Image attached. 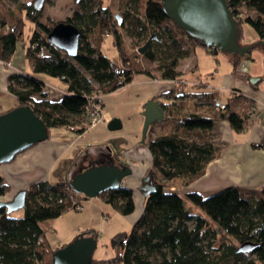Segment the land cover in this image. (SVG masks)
<instances>
[{
    "label": "trees",
    "instance_id": "trees-1",
    "mask_svg": "<svg viewBox=\"0 0 264 264\" xmlns=\"http://www.w3.org/2000/svg\"><path fill=\"white\" fill-rule=\"evenodd\" d=\"M12 1L14 7L10 8L5 0H0V60L9 62L21 41L31 62V72L11 71L7 91L14 96L15 106H30L48 130L78 124L86 118L85 110L91 100L102 102L101 95L131 83L136 73L152 76L149 68L153 65L159 79H177L182 75L178 68L180 60L200 45L166 16L161 0H124L117 10H112L104 0H75L80 2V8L63 19L75 25L80 34L77 53L71 57L47 41L46 34L56 22L49 18L41 21L42 6L36 8L33 0ZM226 2L238 23L239 45L264 41V0ZM241 8L254 15L241 17ZM117 12L122 23L114 16ZM26 19L38 29L30 33L28 44L24 45ZM242 22L253 27L255 41L248 44L243 41ZM152 35L155 37L151 46L138 53V48ZM109 36L118 61L103 51ZM257 47L264 49L251 45L242 55L229 54L234 78L249 82L251 77L240 71L239 66ZM203 49L212 54L218 52L210 47ZM40 75L59 79L65 92L51 98L46 79ZM219 98L218 91L211 88L195 90L176 85L152 98L160 101L164 111L162 121H169L155 136L151 134L157 121L150 124L143 140L151 163L148 181L156 189L144 196L143 208L130 231H118L111 237L114 254L95 259L92 256L89 264H264V187L252 190L228 185L208 196L196 191L179 195L167 190L171 186L190 185L202 177L207 165L218 155L213 139L205 137L203 130H196L200 125L226 120L235 131L247 127L248 107L237 111L229 101L221 102ZM73 174L68 177L66 173V179L59 182L47 179L30 183L21 216H11L0 208V264H53L51 254L65 244L56 247L49 244L40 221L56 218L74 208L73 200L86 198L69 187ZM8 192L9 185L0 177V198ZM184 196L204 215L191 214ZM98 198L123 215L135 209L133 189L123 183L104 190ZM82 234L96 237L90 229ZM248 240L257 246L250 252L239 251V244Z\"/></svg>",
    "mask_w": 264,
    "mask_h": 264
},
{
    "label": "rangeland",
    "instance_id": "rangeland-1",
    "mask_svg": "<svg viewBox=\"0 0 264 264\" xmlns=\"http://www.w3.org/2000/svg\"><path fill=\"white\" fill-rule=\"evenodd\" d=\"M22 1L29 2L30 0ZM44 2L41 8V21L44 22L48 18L54 22L62 21L66 17L71 16L73 11L80 8V2L75 0H44ZM104 2L109 3L112 10H117L122 6L124 0H104ZM5 3L10 8L14 7L12 0H5ZM244 15L253 16L254 13L241 8L240 16L244 17ZM24 25L22 36L25 45L28 44L30 33L38 28L35 23L27 19ZM241 27L243 41L246 44L255 41L257 37L253 27L249 26L246 22H242ZM124 42L126 43L127 51L130 52L132 49L128 47V38L125 35ZM20 43L21 41L18 42L17 49L13 53L12 58L15 63L24 61L25 67L23 68L27 72H30L31 69L27 66L29 58L26 57L25 49ZM263 50L257 47L252 49L251 52L254 54L258 51L262 53ZM103 51L112 60L118 61V54H116L114 44L111 43L110 36L104 42ZM229 54L226 51L220 50L216 54H212L208 51L206 52L202 46L196 45L193 47L192 53L179 62L178 68L182 75L173 82L172 80L167 81L173 87L176 85L184 88L183 86H179L182 84L180 81H183L191 89H208L213 82H217L219 77L230 72L231 63L230 60H227ZM0 62L4 65L9 64V62L5 63L2 60ZM10 70L15 71L13 68H10ZM149 73L152 76L143 72L136 73L133 75L134 78L131 83L120 86V88L110 91V93L101 95L102 117L100 122L94 127H88L89 124L84 119L81 122H85V125H81L79 121L76 125L69 127L56 126L48 130L49 136L44 141H52L54 147L63 146L66 151L57 161L52 163L47 178L59 182L65 179L66 173L69 177L72 172L80 173L93 166H100L102 163L107 162V159L120 165L119 159L128 163L131 167V173L124 176L122 183L133 189L135 202L134 211L123 215L116 209H113L110 204L98 198V196L81 198L83 200L81 209H67L56 218L40 221L41 226L45 229L49 244L55 247L61 246L72 241L74 237L82 234L83 231L90 229L96 234V246L92 252L93 258H105L114 254L109 242L111 237L118 231H130L134 220L137 218V214L143 208L144 196L141 189V180L146 176L151 166L149 152L146 145L141 141L144 123V105L151 99L149 96L152 93L150 86L147 85L144 79L148 77L150 79H159V76L154 69V65L149 68ZM42 77L46 79L45 86H51L49 85V79L45 75ZM252 77L256 76L253 75ZM53 82L58 83V80L54 79ZM112 118L120 120L121 127L110 130L107 125ZM78 125H80L79 128H77ZM162 126H166V122L157 121L153 125L152 135H156ZM35 144L37 145L39 142ZM34 146L31 147L33 148ZM74 160H76L75 164L72 165ZM8 163L11 162L0 164V169ZM69 168L70 171L68 172ZM12 193L13 191L9 188V192L1 197L0 200L10 199ZM184 201L190 206L189 211L191 214L201 213L204 215V212L197 205L189 203L185 196ZM22 214V209H16L10 215L21 216Z\"/></svg>",
    "mask_w": 264,
    "mask_h": 264
},
{
    "label": "water",
    "instance_id": "water-1",
    "mask_svg": "<svg viewBox=\"0 0 264 264\" xmlns=\"http://www.w3.org/2000/svg\"><path fill=\"white\" fill-rule=\"evenodd\" d=\"M34 6L40 8L44 0H34ZM161 6L166 16L174 21L181 29L185 30L192 38L199 41L203 47H210L217 51H226L228 54H244L250 50L251 45L264 46V41H257L251 45H239V27L237 20L232 16L226 0H161ZM115 18L122 23L121 15L115 13ZM47 41L57 46L68 56L75 57L80 39L79 30L69 22L58 21L48 31ZM152 35L145 44L138 48V53H143L151 46ZM252 77L249 81L254 82ZM144 123L142 126L141 141L147 133L150 124L162 121L164 111L160 101L150 99L144 105ZM108 128L121 127L120 120L112 118ZM48 127L41 118L32 111L28 105L15 106L11 110L0 113V164L11 162L16 154L42 142L48 138ZM110 160L100 166H93L80 173L75 172L68 182L69 187L86 198L98 196L104 190L118 188L122 185L124 176L131 173V167L126 165L120 168L111 164ZM149 172L141 180L143 196L155 191L149 179ZM66 179V177H64ZM27 190L21 188L10 199L0 200V208L7 213L23 209L26 203ZM96 246L93 234H78L72 241L55 250L52 255L53 264H89ZM257 246L248 240L239 244L238 250L250 252Z\"/></svg>",
    "mask_w": 264,
    "mask_h": 264
},
{
    "label": "crops",
    "instance_id": "crops-1",
    "mask_svg": "<svg viewBox=\"0 0 264 264\" xmlns=\"http://www.w3.org/2000/svg\"><path fill=\"white\" fill-rule=\"evenodd\" d=\"M10 59L8 65L0 62V112L9 110L16 104L14 96L7 91L8 76L12 71L10 68L26 71L23 68L24 61L15 63L12 56ZM27 66L31 67L30 60ZM239 70L250 77L254 75L257 79L254 82H246L234 78L230 71L219 77L208 89L217 90L220 95L219 101H229L232 108L237 111H242L247 106V127L243 131H235L226 120L200 125L196 130H203L205 137L213 139L218 155L207 165L202 177L187 186H171L168 191H174L179 195L196 191L208 196L228 185H239L252 190L264 187V147L262 146L264 143V50L256 54L251 52L249 58L241 61ZM47 78L51 85H47L50 87L49 96L53 99L58 98L64 91L62 82L54 78L58 80V83H54L53 78ZM144 81L151 88L152 93L149 96L151 99L172 86L167 80L148 77ZM168 122L166 121V125ZM151 136L155 135L151 134ZM52 144H54L52 141L39 142L33 148L30 147L17 154L11 163L0 169V177L13 191L12 197L17 190L26 189L29 183L49 179L47 176L50 166L66 151L63 146L54 147ZM185 206L189 207L186 202Z\"/></svg>",
    "mask_w": 264,
    "mask_h": 264
},
{
    "label": "built area",
    "instance_id": "built-area-1",
    "mask_svg": "<svg viewBox=\"0 0 264 264\" xmlns=\"http://www.w3.org/2000/svg\"><path fill=\"white\" fill-rule=\"evenodd\" d=\"M43 47L40 49L39 51V55L42 56L43 54ZM174 80H172L173 82ZM182 84H180L179 86H183L184 88L187 87V84H185L183 81H180ZM177 84V83H176ZM48 91H50V87H47L46 88ZM86 120L88 122V127L89 126H95L96 124H98L100 122V119L102 117V110H101V101H95V100H91L89 103H88V106L86 107ZM85 122H81L80 121V124L81 125H85L84 124ZM80 125L77 126V128H79ZM82 199L80 201H77V200H73V205H74V208H77V209H81V204H82Z\"/></svg>",
    "mask_w": 264,
    "mask_h": 264
},
{
    "label": "flooded vegetation",
    "instance_id": "flooded-vegetation-1",
    "mask_svg": "<svg viewBox=\"0 0 264 264\" xmlns=\"http://www.w3.org/2000/svg\"><path fill=\"white\" fill-rule=\"evenodd\" d=\"M115 159H116V158H115ZM75 161H76V160L73 161V165L75 164ZM118 161H119L120 165H119V164H116V163H113L111 160H110L109 162H110L111 164L117 165V166L120 167V168H124V166H125V165L123 164L124 161H120L119 159H118ZM65 177H66V176H65Z\"/></svg>",
    "mask_w": 264,
    "mask_h": 264
}]
</instances>
